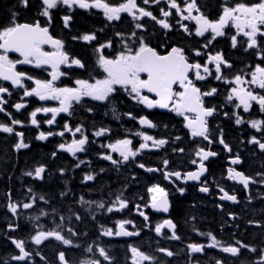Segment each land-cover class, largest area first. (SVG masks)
<instances>
[{"label":"flooded vegetation","instance_id":"obj_1","mask_svg":"<svg viewBox=\"0 0 264 264\" xmlns=\"http://www.w3.org/2000/svg\"><path fill=\"white\" fill-rule=\"evenodd\" d=\"M38 1L40 2V0ZM108 2L118 5L125 2V0H108ZM180 2L183 4V0H180ZM258 2L259 0H227L229 6L238 3L251 5ZM137 3L146 7L147 10L152 11L158 17L160 16L159 8L165 7L167 10L164 3L147 6L142 4V0H137ZM197 4L200 6L201 12L210 20H216L221 14L225 0H197ZM17 8L22 10L27 18L31 19L33 17L31 5L28 8H23L21 5ZM37 8H40V5ZM24 15H18L19 22H25L21 18ZM64 15L72 16L68 27L64 26L61 19ZM34 19L39 20L42 26L47 23L46 18L40 15L34 16ZM177 19L178 17L173 10V15L168 18V22L172 24V29L169 31L162 29L150 18H144L140 22L145 25L146 31L141 32L134 28L135 21L127 14H121L120 21L109 22L102 11L97 9L85 10L76 8L74 11H68L65 8H60L58 11H54L49 28L50 34L53 38L63 41V50L70 57L79 58L85 63L84 69L76 66L69 68L61 65L60 70L67 73V75L55 81V86L74 87L77 79L92 80L103 78L104 74L96 65L97 54L94 50L95 47L112 41V48H105L104 54L109 57L114 56L122 49L121 38L116 34L123 33L127 37L133 31H136L138 36H144L145 40L157 48L161 54H165L172 46L184 48L191 62L199 61L204 64L207 59L206 55L195 56L193 50L196 49H199L202 53L215 54L222 52L224 58L231 64L230 68L222 66V72L228 79H232L238 74H250L258 64L264 66V62L260 59V55L264 54V38L257 37L261 44L260 48L245 50L247 38L238 33L234 25L229 24L224 29L225 35L217 37L205 49L203 45L211 38V33H206L204 37L194 34L189 35L180 24L176 23ZM181 23L186 24L190 32H195L196 25L194 21H182ZM87 33H95L97 39L91 43L73 39V37H79ZM233 35L237 37V46L235 48L232 47L231 43ZM164 45H167V47ZM43 48L44 51H53L51 47L43 46ZM9 57L13 60H19L17 56L9 55ZM16 70L33 77V80L24 81L25 87L29 89L35 87L34 80L36 79H51L50 73L52 70L48 66L38 68L31 67L28 64H18ZM214 75L215 73L213 72ZM196 83L202 91L211 88L218 89L215 96L205 98V106H215L218 109L217 113L208 119V128L213 140L211 144H208L202 138L193 139L190 135V130L185 127L183 117L176 115L170 110L148 109L133 100L119 86H117V91L109 98L108 102L95 101L91 98H85L78 104L73 102L70 114L60 113L56 117V122L51 126L44 123V121L51 118V113L48 115L38 114L37 120L40 126L37 128L30 123V113L38 107H58L59 101H40L35 96L24 97L23 88L13 90L11 85L0 83V85L8 87L12 93L10 96H5L7 100L5 105L6 112L0 113V124L12 126L11 119L22 121V126L16 125L13 127L16 132L24 133V142L30 145L27 149L17 151L14 145L18 138L15 135L0 132V264H25V262L12 260L13 256L19 254V250L11 242L12 239L25 241L26 249L32 253V258L27 264H59L57 256L60 251L65 252L70 264H84L85 261L97 259L101 261V264H109L108 261H104L99 256L98 247H104L108 251L111 257V264H133L130 246H135L140 251L155 256L157 264H215L216 260L223 261V264H254V261L259 259L260 249H264V227L249 224V221H259L261 225H264V184H250L248 189H244L238 182L227 178V169L233 167L259 181L260 177L256 174L264 172V152H261L256 145L249 144L248 141L253 136L264 141V132H257L250 127L247 121L264 120V112L255 103L252 104L248 112H244L242 108L235 107L238 101L228 103L225 97L229 94L233 85L226 84L223 80L217 81L210 76L208 79L197 81ZM255 90L264 94V91ZM145 94L155 99L149 93ZM15 103H25L26 107L17 111L12 107ZM89 108L93 109V111L89 112ZM113 109L122 110L124 113L121 117H113ZM144 111L146 112V117H149L150 120L155 119L158 124L152 131L144 130L137 125V133L143 132L157 139L164 138L169 143L159 149L144 151L135 160L128 163L113 165L110 161L103 159L102 156L106 154H111L114 159H121L118 153H113L106 147L108 144L129 138L132 139V147L135 149L142 142L141 137L126 131L122 132L123 137L121 134L120 139L113 140V136L116 137V135H113L114 132L110 128L104 127V125L110 121H121L123 124H127V122L135 119L129 118L126 113H132L134 116ZM8 113L11 115L9 116ZM224 113L228 115L225 116ZM237 113L244 118L245 123L241 125L235 124V114ZM163 121L167 123V126L160 128L159 123ZM175 122L178 124L173 125ZM66 123L73 129L83 125L84 134L89 138L85 151L77 153L75 157L58 148L61 143L67 145L71 142L73 139L71 133L65 132L63 137L54 135L46 141L36 139L41 131L47 133L49 131L59 132L64 130ZM100 128L108 129V132L103 136L95 137L93 134ZM221 130L223 138L231 147L232 152H228L223 145L218 143ZM176 136L181 137V139L176 141L174 139ZM75 138L79 139L80 134H76ZM198 147L210 148L218 154L205 162L208 171L201 177V182L189 181L183 183L182 181H176L174 184L171 180L164 178V171H181L182 173L195 171L198 165L191 164V160L195 158L193 153ZM174 148H184L185 151L184 153L174 152ZM53 152H56L55 157L52 156ZM97 153L98 156H96ZM26 154H33V157L23 161L22 156ZM233 154H239L244 161L243 164L232 165L230 160ZM12 155L15 158L22 157L24 164V170L20 171L13 181H11ZM97 157H100V159ZM165 159L169 161L167 169H163V160ZM80 161H83V163H80ZM140 163L145 164L146 167L159 168L161 171L148 172L138 167ZM77 164H80V166L76 167ZM40 165L46 166L47 169L43 180L25 175L26 172L33 171ZM60 169L65 170L63 174H61ZM112 169L120 170L121 172V198L129 201V207L114 214L107 213L104 210L96 216L90 215V213L82 214L79 210L80 204H82L81 197H83L84 201H90L92 198L89 197V194L94 189L100 191L98 194H103L100 187L106 186L110 182ZM88 174L94 175L96 179L94 181H85L84 177ZM205 181L206 186L210 189L208 193L199 191V188L204 186L202 182ZM156 184H159L168 193L170 208L167 213L157 212L150 207H144L150 204L151 195L148 189ZM11 185L22 188V191L15 196V200L25 197L26 201H28L31 195H35L37 197L43 196L45 198L44 202L48 206L51 203H55L56 206L50 209L51 211L59 210L58 213H53L56 214L57 220L55 230L63 229L62 234L72 239L75 246H66L54 239L45 241L39 246L35 245L32 242V236L36 232L33 234L29 228L24 232L22 230L24 227L21 222L25 220L27 213L21 211L14 217L8 211L7 205L9 200H11V196L9 197ZM177 185L185 189L183 195L178 192ZM221 187L229 194H235L239 202L234 203L219 199L222 195L219 191ZM28 188L32 189L31 194L27 192ZM51 188L62 191L63 197L57 198L50 195ZM67 193H71V196L64 197ZM63 202L70 205L65 206ZM103 203L110 206V202L107 203L105 199H103ZM87 204L92 205L93 203H86L85 205ZM136 204L141 205L142 210L149 217L147 222L138 215L134 207ZM230 213L237 218L233 220L229 215ZM77 215L81 217L80 220L75 219ZM61 217H64L65 221H61ZM103 217H106V219H103ZM71 218L77 224L69 223ZM164 219H171L176 224L175 231L180 236L179 240H170L157 236L152 230L156 224ZM121 220L132 221L135 229L131 225H126V228L130 231L138 230L140 235L105 237L100 234L107 228H113L114 231L118 230L117 222ZM9 224H17L19 227L12 231L8 227ZM92 224L93 226H91ZM58 226L60 227L58 228ZM68 228L74 229L79 235L71 236L67 231ZM164 231L167 235H171L167 229ZM199 233H204L205 235H200ZM208 233L214 235L224 246L234 245L236 241H242L244 244L257 248V252L252 253L242 249L239 257H232L230 254L223 253L219 247H206L203 253L190 254L187 248L188 244L201 243L207 245L211 242L207 236ZM92 236H94V239ZM89 247L93 248V252H87ZM160 247L172 250L175 255L167 257L159 253L157 249Z\"/></svg>","mask_w":264,"mask_h":264},{"label":"snow or ice","instance_id":"obj_2","mask_svg":"<svg viewBox=\"0 0 264 264\" xmlns=\"http://www.w3.org/2000/svg\"><path fill=\"white\" fill-rule=\"evenodd\" d=\"M20 5L23 8L29 7V0H19ZM164 3L165 7L159 8L160 16H156L152 11L147 10L146 7L140 6L137 0H125V2L113 5L108 0H40V16L46 18V25H41L39 20H35L32 23L19 22L17 17L18 12L11 14L10 23L8 26L0 28V81H7L13 87L23 88L24 97H37L40 101L55 100L59 101L58 107H38L30 113V123L37 128L40 126L37 120V115L42 113L48 115L51 113V118L44 121L47 125L51 126L56 122V117L60 113L70 114V109L73 106V102L80 103L85 98H91L95 101L108 102L109 98L117 91V86L126 91L133 100L139 104L144 105L148 109L160 108L168 109L174 112L176 115L184 118L185 127L190 130V135L193 139L202 138L207 141L208 144L213 143L211 134L208 128V118L213 117L218 109L215 106H205V98L213 97L217 94L218 89L211 88L206 91H202L197 86V81H203L212 76L217 81L223 80L224 83L233 85L230 88L229 94L225 97L228 103L238 101L235 107L242 108L244 112H248L251 109L253 103L258 104L260 110L264 112V94L256 91L259 89L264 91V66L256 65L254 70L250 74L235 75L232 79H228L222 72L223 67H231V64L224 58L222 52L215 54L202 53L199 49L193 50L195 56L206 55L207 59L204 64L199 61L191 62L188 55L185 53L184 48L178 46H172L165 54H161L157 48L153 47L150 42L146 41L144 36L137 35L136 31H133L129 36H125L123 33H117L116 35L121 38L122 49L114 56H106L104 54L105 48H112V41H108L105 44H101L95 47L97 54L96 65L102 71L103 78L100 79H77L75 80L74 87H56L55 81L59 80L67 73L60 70L61 65L66 67L76 66L80 69L85 68V63L75 57H70L63 49L64 43L60 39H54L49 32V28L53 19V12L58 11L60 8H65L68 11H74L76 8L93 10L97 9L102 11L107 21H120L121 14H127L131 17L134 23V28L138 31H146L145 25L140 21L144 18H150L162 29L171 31L172 24L168 22V18L173 15L175 11L178 19L177 24L183 28V30L189 35H196L204 37L206 33H211V38L207 43L203 45L207 49L212 41L217 37L225 35L224 29L229 24L234 25L238 33H241L243 37H246V49H258L261 47L257 37L264 38V0H259L255 4L238 3L229 6L227 0L222 6L221 14L218 19L210 20L200 10V6L197 4V0H183L181 4L180 0H142L143 5H160ZM195 13V14H194ZM64 26L68 27L69 22L72 20L71 15H64L61 17ZM194 21L196 28L192 33L188 29L186 24L182 21ZM73 39H80L84 42L91 43L97 39L95 33L82 34L79 37H73ZM232 47L237 46V37L233 35L231 37ZM50 45L53 51H44L43 46ZM167 47V45H164ZM9 53H19L22 59L13 60L10 59ZM260 59L264 62V54L260 55ZM18 64H33L38 68L48 66L51 68L50 80H34L35 87L29 89L25 87V80H33L32 76L23 72H18L16 67ZM211 65V67H210ZM213 72L215 75L213 76ZM254 86V87H253ZM178 89V90H177ZM145 93L154 94L155 99L151 98ZM12 93L8 87L0 85V113H5L7 100L5 96H10ZM14 107L17 111L26 107L25 103H15ZM89 112L93 109L89 108ZM115 111V109H113ZM10 116L11 114L8 113ZM131 119H138V123L141 126L148 128H156L157 125L153 123L148 117H135L132 113H126ZM227 116V113H224ZM235 124L241 125L246 121L238 113L235 114ZM22 121L17 119H11V125L0 124V132L15 135L18 140L14 147L17 151L27 149L30 147L28 143L24 142V133L16 132L13 126L21 125ZM251 128L257 132H264V120H251L247 121ZM65 132L71 133L73 139L69 144L61 143L58 145L60 150L70 153L73 157L77 153L84 152L85 146L89 143V138L84 134L83 125L75 127L73 129L67 123L64 125V130L59 132L49 131L47 133L39 132L36 139L40 141H46L49 137L59 135L63 137ZM108 129L100 128L93 134L95 137L105 135ZM76 134H80V138L76 139ZM135 135L141 137L142 142L137 148H133L132 139L124 138L116 141L115 143L108 144L106 147L113 153H118L120 160L114 159L111 154L103 155L102 158L110 161L113 165L121 163H128L140 155L144 151H150L153 149H159L169 143L167 139H157L152 135L138 132ZM179 141L181 137L176 136L174 138ZM151 142V143H149ZM218 143L228 151L232 152L231 147L225 142L223 138V132L221 130L218 137ZM249 144L256 145L261 152H264V141L253 136L248 141ZM174 152L184 153V148H174ZM194 159L191 160V164L198 165L195 171H188L182 173L181 171H164V178L171 180L174 184L176 181H182L187 183L189 181L201 182V177L208 171L205 162L210 158L216 157L218 154L212 151L210 148L198 147L194 153ZM52 156H56V152L52 153ZM243 159L239 154H233L230 163L232 165L243 164ZM83 163V161H80ZM169 161L163 160V169H167ZM77 164L76 167H79ZM138 167L145 169L148 172L161 171L159 168L146 167L145 164L140 163ZM47 169L46 166H37L33 171L25 173L26 176L34 179L43 180ZM64 169H60L61 174L64 173ZM260 177L259 181L252 177L245 175L244 172L238 171L233 167L227 169V178L238 182L244 189H248L250 184H264V172L257 173ZM174 178V179H173ZM96 177L92 174H88L84 177L85 181H94ZM204 186L199 188V191L208 193L209 187L206 186V181L202 182ZM178 192L183 195L185 189L177 185ZM219 191L222 195L219 197L221 200L231 201L238 203L237 196L235 194H229L224 188H220ZM28 193H32V189H27ZM151 193L150 204L144 207H151L157 212L167 213L169 212L170 204L168 201V193L159 184L153 185L148 189ZM11 194L9 193V197ZM43 196L37 197L31 195L28 202L18 203L9 200L7 205L8 211L12 216H16L20 209H32L37 205L39 201H43ZM81 203H90L84 201L81 197ZM98 208L112 213L114 211H123L129 207V201L127 199L117 196L115 201L111 203V206L101 202L97 205ZM139 216L143 217L144 221H148L149 217L142 210L141 205H134ZM47 215V213H41ZM233 220L237 217L234 214H229ZM39 216L32 217L33 220H39ZM63 219V217H61ZM76 220H80L79 215L75 216ZM249 224L257 227H264L259 221H249ZM126 225H131L135 229V225L130 220H121L117 222L118 230L114 231L113 228L104 229L100 234L105 237L122 236L131 237L140 235L138 230H128ZM9 229L15 231L19 225L9 224ZM60 226H58L59 228ZM167 229L171 235L165 233ZM176 224L171 219H164L162 222L156 224L152 230L157 236H162L170 240H179L180 236L176 234ZM67 231L71 236H78L79 233L72 228H68ZM63 229L44 231L40 230L32 236V242L39 246L45 241L54 239L62 243L63 245L74 247L72 239L67 238L62 234ZM205 235L204 233H199ZM210 243L205 245L201 243H190L187 248L190 254L203 253L205 248L219 247L223 253L230 254L232 257H239L241 250H246L252 253L257 252V248L244 244L242 241H236L234 245L224 246L217 238L208 233ZM11 242L19 250V254L12 257V260L17 262H27L32 258V253L26 249L25 241L12 239ZM98 254L104 261H108L111 264V257L108 251L104 247L97 248ZM157 251L167 257H173L175 253L164 247H160ZM87 252H93V248H87ZM130 252L133 259V264H157V258L153 255L140 251L135 246H130ZM57 259L59 264H70L64 251L58 253ZM84 264H101L99 259L92 261H85ZM215 264H223V261L216 260ZM254 264H264V249H260L259 259L254 261Z\"/></svg>","mask_w":264,"mask_h":264},{"label":"trees","instance_id":"obj_3","mask_svg":"<svg viewBox=\"0 0 264 264\" xmlns=\"http://www.w3.org/2000/svg\"><path fill=\"white\" fill-rule=\"evenodd\" d=\"M29 5H31L32 8V18L29 19L26 17V15H24L22 10H18L17 7L20 6L19 0H0V28L6 27L8 26V24L10 23V18H11V14L13 12H18L19 14H23L24 16L21 18L25 20V22H34V16H39V12H40V8H37L40 5V2L38 0H29ZM18 19V17H17ZM123 114V111H119L117 113L116 117H121V115ZM152 119V118H151ZM153 122L155 124H158V122L155 119H152ZM123 122L118 121V122H113L112 123V129L113 131L115 129H117L118 131H120L122 129V127H124L122 125ZM131 125V131H135L136 129L134 128V124H131V122H128ZM178 123H174L173 125H177ZM130 125L127 126V129H130ZM116 126V127H115ZM164 126H167V123L160 122L159 123V127L162 128ZM23 157V161L32 158L33 154L30 155H25L22 156ZM22 157H16L14 155L11 156V160L13 161L11 163V181H13L20 173V171L22 172L24 170V164L22 161ZM26 157V158H25ZM15 160V161H14ZM6 172V171H5ZM7 173V172H6ZM6 176V175H5ZM120 183H121V172L120 170H118V172H116V170H112V174H111V178H110V182L106 184V186H101L100 190L103 193V195L105 197H108V195L110 196H118V193H120ZM22 191V188L19 187H15L13 185H11V197L12 199H15V196L18 194V192ZM68 191V190H66ZM96 192V193H95ZM98 192H100L99 190H92L91 193L93 194H98ZM50 195L54 196V197H63L62 196V191H60L59 189L56 188H51L50 189ZM71 193H67L64 197H70ZM63 205L68 206L70 204H67L65 202H63ZM80 210V208H79ZM97 213V212H94ZM22 226L24 227L22 230L23 232L29 228V223H27L25 220H23L21 222ZM30 230V229H29ZM31 231V230H30ZM33 231V230H32Z\"/></svg>","mask_w":264,"mask_h":264},{"label":"rangeland","instance_id":"obj_4","mask_svg":"<svg viewBox=\"0 0 264 264\" xmlns=\"http://www.w3.org/2000/svg\"><path fill=\"white\" fill-rule=\"evenodd\" d=\"M29 66H31V67H36L35 65H33V64H28ZM91 195V197L93 198V199H97V196L98 195H100V194H92V193H90ZM150 195H151V193H150ZM118 196H120L119 194H118ZM115 199H116V197H112V198H110V206H111V203L112 202H114L115 201ZM14 202H18V203H23V202H28V201H26V199H25V197L24 198H21V199H17V200H15ZM84 204H86V203H84ZM50 206H52V207H50ZM54 206H56V204L54 203H51L49 206L44 202V200L43 201H39L38 203H37V205L36 206H34V208H32V209H27V210H25V209H20L19 211H18V214H19V212H21V211H24V212H26L27 213V216H26V218H25V220L27 221V222H30V224H31V226H33V227H35L36 226V228H38L39 230H44V231H51V230H55L56 229V227H55V224L57 223V220H56V214H53V213H50V212H48V210H50V209H52V208H54ZM86 206V205H85ZM87 206H89L88 204H87ZM47 213V215H42L41 213ZM59 212V210H55V212L54 213H58ZM118 211H114V212H112V214H114V213H117ZM36 216H39L40 218H39V220H33V219H31L32 217H36ZM103 219H106V217H103ZM61 221H65V219H64V217H63V219L61 220ZM69 223H75V221L71 218L70 220H69ZM75 224H77V223H75ZM47 228V229H46ZM46 229V230H45ZM38 230V231H39Z\"/></svg>","mask_w":264,"mask_h":264},{"label":"water","instance_id":"obj_5","mask_svg":"<svg viewBox=\"0 0 264 264\" xmlns=\"http://www.w3.org/2000/svg\"><path fill=\"white\" fill-rule=\"evenodd\" d=\"M44 46H50V45H44ZM11 54H15L17 56H20L19 53H11ZM3 82H7V81H3ZM7 83H10V82H7ZM15 89H18L19 87H14ZM143 127H146V126H143ZM122 237V236H121Z\"/></svg>","mask_w":264,"mask_h":264}]
</instances>
